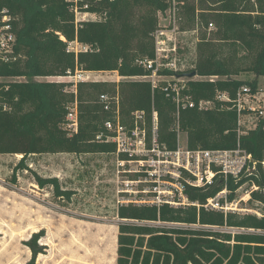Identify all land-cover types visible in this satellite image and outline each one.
Masks as SVG:
<instances>
[{
	"label": "trees",
	"instance_id": "1",
	"mask_svg": "<svg viewBox=\"0 0 264 264\" xmlns=\"http://www.w3.org/2000/svg\"><path fill=\"white\" fill-rule=\"evenodd\" d=\"M182 15L194 28L200 17V41L192 68L164 75H185L188 91L195 101L212 100L208 110H180V129L190 149H234L240 145L252 154L256 169L238 178L217 173L205 188L187 186L185 194L197 205L170 206L128 203L118 207L117 264H264V118L256 128L239 134L238 113L231 99L244 85L259 87L258 78L233 77L248 71L264 77V0H183ZM168 0H0V11L13 15L17 36V61L0 63V154L21 155L13 173L30 170L29 160L43 154H114L116 144L97 140L110 134L107 121L115 120L100 95L119 93L121 122L134 125L133 113H144L148 144L154 134L162 147H177V107L167 96V81L156 86L143 77L150 71L141 63L154 57L153 33L159 26V12L168 9ZM76 9L96 15L76 20ZM210 22L216 29L208 33ZM210 36V37H209ZM76 42L84 49L69 48ZM239 46L253 53L244 68L232 67L216 50V43ZM77 71L118 72L129 77L118 82L79 81L77 83L37 80V77H68ZM23 78V79H19ZM75 86L74 91L68 87ZM227 93L229 100L220 96ZM77 102L79 127L68 135L66 116ZM150 146V145H149ZM125 158L126 155H121ZM37 184L52 186L59 196L57 177L34 172ZM252 187L249 202H259L263 212L206 208L209 198L227 189V201L237 200V190ZM254 186L257 188L255 189ZM224 203V199L221 200ZM44 230L26 242L36 264L42 247L37 240Z\"/></svg>",
	"mask_w": 264,
	"mask_h": 264
},
{
	"label": "rangeland",
	"instance_id": "2",
	"mask_svg": "<svg viewBox=\"0 0 264 264\" xmlns=\"http://www.w3.org/2000/svg\"><path fill=\"white\" fill-rule=\"evenodd\" d=\"M187 25L183 16L181 27ZM193 27L185 34H178L179 71L192 68L197 58L199 40L193 31L197 25ZM215 29L208 31L209 35ZM69 48L79 51L85 47L73 42ZM216 50L236 69L246 67L254 58L253 53L224 42H217ZM233 77L243 80L258 78L259 88L264 89L263 76L243 70ZM36 79L71 83L118 82L125 76L118 72L77 71L68 77ZM68 89L74 91L76 87ZM182 139L186 143L185 133ZM20 158L21 155L0 154V264L29 262L32 249L26 242L41 230L44 234L37 243L42 252L37 256L36 264H117L118 199L146 196L141 192L123 193L121 190H140L151 184L132 183L130 180L138 176L119 171L114 154H43L29 160V171L14 174L13 168ZM34 172L42 177H57L60 190L69 191V197L59 196L52 186L41 188ZM251 189L248 184L240 187L233 206L237 211L260 215L262 205L248 201Z\"/></svg>",
	"mask_w": 264,
	"mask_h": 264
},
{
	"label": "built area",
	"instance_id": "3",
	"mask_svg": "<svg viewBox=\"0 0 264 264\" xmlns=\"http://www.w3.org/2000/svg\"><path fill=\"white\" fill-rule=\"evenodd\" d=\"M169 7L164 12H159V26L153 33L154 57L141 61L149 75L143 77L156 86L158 81L165 80L167 84L165 91L167 96L177 107V147L175 150H167L158 141L157 114L154 112V134L148 144L146 131L140 125L144 124V113L137 111L133 113L134 125L128 127L121 122V99L119 93L109 95L101 94L100 99L105 108L113 112L115 120L105 123L108 135L100 133L97 140H106L116 144V162L119 171L131 173L138 176L130 180L132 183H150L149 188L122 189L123 193H144L145 197H124L118 199V207L128 203L170 206L197 205L190 202L185 194L187 186L205 188L211 184L214 176L219 173L225 178L232 176L238 178L243 172L256 169V161L252 154L246 152L238 145L234 149H190L182 140V130L179 124L180 110L183 108H195L199 110L211 109L214 104L212 100L195 101L188 91L185 75H164L161 72L171 70L178 72L177 62L180 59L178 45V34L182 30L183 0H168ZM96 15L90 12H81L76 9V20L95 19ZM14 17L7 9L0 11V63L17 61L21 55L15 52L17 36L14 31ZM164 22V23H163ZM197 27L193 30L200 41L199 30L203 23L198 17L195 18ZM201 26V27H200ZM200 27V28H199ZM215 28L214 23L208 24L207 30ZM129 78V77H127ZM2 80V78H0ZM20 79V78H19ZM126 79V77H125ZM229 100L227 93L220 96ZM238 113L239 134L257 127L260 119L264 118V89L258 87L253 90L250 85L242 86L231 99ZM66 129L68 135H73L79 127V110L77 102L69 105L66 116ZM150 145V146H149ZM121 155H126L122 158ZM256 189L257 187L254 186ZM227 189L219 192L215 197L209 198L204 205L206 208L222 210L225 213L237 211L233 202L227 201ZM224 199V203L221 200ZM230 204V205H229Z\"/></svg>",
	"mask_w": 264,
	"mask_h": 264
},
{
	"label": "water",
	"instance_id": "4",
	"mask_svg": "<svg viewBox=\"0 0 264 264\" xmlns=\"http://www.w3.org/2000/svg\"><path fill=\"white\" fill-rule=\"evenodd\" d=\"M185 76L188 77V78L196 77L197 76V72L196 71H192L191 73L185 74Z\"/></svg>",
	"mask_w": 264,
	"mask_h": 264
}]
</instances>
